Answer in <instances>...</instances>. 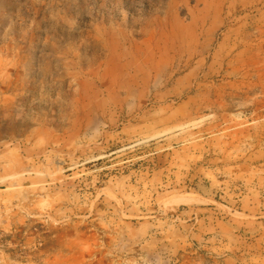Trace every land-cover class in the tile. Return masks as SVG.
I'll return each mask as SVG.
<instances>
[{"label": "rangeland", "instance_id": "obj_1", "mask_svg": "<svg viewBox=\"0 0 264 264\" xmlns=\"http://www.w3.org/2000/svg\"><path fill=\"white\" fill-rule=\"evenodd\" d=\"M0 264H264V0H0Z\"/></svg>", "mask_w": 264, "mask_h": 264}]
</instances>
